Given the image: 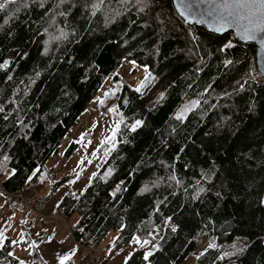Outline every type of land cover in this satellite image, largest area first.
Wrapping results in <instances>:
<instances>
[{
	"label": "trees",
	"instance_id": "obj_1",
	"mask_svg": "<svg viewBox=\"0 0 264 264\" xmlns=\"http://www.w3.org/2000/svg\"><path fill=\"white\" fill-rule=\"evenodd\" d=\"M58 3L25 0L0 10L2 186L23 193L49 180L48 194L34 199L39 212L70 178L57 181L48 162L104 81L118 84L114 72L134 61L151 76L148 88L121 84L114 148L90 183L57 207L65 219L78 215L74 240L89 248L118 230L116 244L139 237L156 245L148 261L144 247L125 264H181L201 238L216 236L220 244L244 242L222 262L264 264V85L237 61L254 49L184 24L172 0H148L143 11L105 0L95 15L98 0ZM186 101L193 107L177 119ZM76 149L70 144L65 157ZM9 253L5 239L0 264H21ZM219 257L209 248L197 262ZM33 260L45 264L37 252Z\"/></svg>",
	"mask_w": 264,
	"mask_h": 264
},
{
	"label": "rangeland",
	"instance_id": "obj_2",
	"mask_svg": "<svg viewBox=\"0 0 264 264\" xmlns=\"http://www.w3.org/2000/svg\"><path fill=\"white\" fill-rule=\"evenodd\" d=\"M114 74L119 78V83L115 84L112 81V76H109L104 81L80 115L77 124L62 140L58 147L57 155L47 164L51 167L49 169L56 173L57 181L63 180L64 177L70 178L65 179L47 201L44 207L46 215L42 211V213L39 212V215L43 214V218L46 221L50 220L49 214L53 213L65 193L81 191L90 183L109 152L114 148L113 133L117 127V122L121 120V114L114 105V97L121 84L125 83L134 89L140 88V92H145L149 82L152 80L146 68L139 67L128 61H123ZM141 82H143L142 87ZM192 107V102L186 101L177 113L180 115L182 110L187 108L186 111H183L184 114ZM113 108L115 111H109ZM72 143L77 145V149L70 157H65V152ZM42 181L38 185H31L33 190L38 188L37 190L41 191L37 198L47 195L50 189V181L46 180L45 185ZM26 195H30V193ZM11 208L10 202L0 197V233H3V242L6 238L9 239L10 252L24 264H37L33 260V253L37 252L39 254V252L35 250V243H33L31 238V230L36 229L37 220L34 218H37V215L34 212L17 214ZM55 216L57 222L56 235L59 234L60 229L69 234L70 228L78 221L77 214H73L66 219L58 212H56ZM37 229L43 228L37 226ZM118 234V230H112L98 245L89 247L92 251V262H90L89 254L87 253H83L82 259L87 264H125L130 255L138 248L145 247L146 251L156 249V245H153V243L150 242L142 246V244H137L134 238L126 244H116ZM154 237L152 235V238ZM55 240L56 238L53 239V241ZM243 246V241L220 244L216 236L204 237L199 240L197 248L184 260L183 264H188L193 262V260L196 262L198 257L209 248L219 250V256L226 258L230 253L238 254ZM86 259L89 260L86 261Z\"/></svg>",
	"mask_w": 264,
	"mask_h": 264
},
{
	"label": "snow or ice",
	"instance_id": "obj_3",
	"mask_svg": "<svg viewBox=\"0 0 264 264\" xmlns=\"http://www.w3.org/2000/svg\"><path fill=\"white\" fill-rule=\"evenodd\" d=\"M41 7L45 0H39ZM66 0H59V3L56 7H59L61 4H64ZM105 3V0H98V3L94 4L92 14L95 15L96 11L100 10V6ZM119 3L122 5H127L129 3H134L135 5L140 6V10L143 11L145 7L148 5V0H119ZM24 5L25 0H0V10L5 9L8 5ZM180 4L183 6L182 15H191V16H199L201 20L197 22H202L205 16L209 17L211 23L215 25V30L223 31L227 28H236L245 39L256 40L259 38L260 43L264 44V0H180ZM206 4L209 7L203 11H193L194 5ZM16 11H19L17 7ZM107 11V10H106ZM60 15H64L63 12L59 13ZM119 15V12L116 13ZM66 35V34H65ZM195 39V37H193ZM229 45H226L228 47ZM135 63L134 61L132 62ZM232 61H226V64H230ZM7 62L0 64V68H6ZM11 79V77H9ZM143 86V82H141V87ZM140 91V88L136 89ZM103 103V101H101ZM187 108L182 110L181 114L176 118L181 119L183 116V111H186ZM3 107H0V112H3ZM109 111H115V109H110ZM7 119V116L4 117ZM142 121L137 120L135 124L132 126V130L134 131L136 127H138ZM119 130V122H117V127L114 130L113 135H115V131ZM8 157L5 156L4 160H7ZM175 179V177H172ZM119 186H117L118 190ZM199 191L203 192L204 189L201 188ZM173 232L176 229L173 227L171 229ZM3 239V233H0V240ZM134 240L137 244H141V240L139 237H134ZM149 240H143L142 246L149 244ZM74 254V253H73ZM12 255V253H9ZM153 255L152 251H146L143 255V259L148 261L149 258ZM59 264H64L66 260L70 259L68 255H59ZM23 264V262H21Z\"/></svg>",
	"mask_w": 264,
	"mask_h": 264
},
{
	"label": "crops",
	"instance_id": "obj_4",
	"mask_svg": "<svg viewBox=\"0 0 264 264\" xmlns=\"http://www.w3.org/2000/svg\"><path fill=\"white\" fill-rule=\"evenodd\" d=\"M37 189L38 188L33 190V187L29 186V187L26 188L24 193H26V194L30 193L29 196H32L34 199H36L37 196L41 192V191H38ZM67 193H69V192H67ZM67 193H65V195ZM59 203H58V205H59ZM45 205H44V207H45ZM58 205L56 206V208L53 211V213L49 214L50 215L49 216V218H50L49 221H46V219L43 218V214L39 215V212L40 213L43 212V213H45L44 215H46V212H44V207L38 212V214H36L37 218H34L35 220L38 221V222L36 221V224H35L36 225V229L35 230H31V235H32L31 238L33 240V243H35V247H34L35 250L39 252V256H40V258L43 260V262L45 264H59V258L57 256V254H59L61 256L62 255L70 256L69 260L73 264H87L84 261V259H82L83 253L84 254L87 253V254H89L88 257L90 259V262H92V259H91L92 251H91V249L85 248V247H82L81 245H79L74 240V238L71 235L70 231H69V234H67L63 229H60L59 230V234L56 235L57 222H56V216L55 215H56V212H58V210H57ZM37 226L41 227L43 229H37ZM55 238H56V240L53 241V239H55ZM6 239H8V238H6ZM2 242H3V239L0 240V244ZM263 242H264V239H263ZM9 246H10V244H9ZM234 255H236V253H230L228 256H226V258L219 257V259H218V261L220 262L219 264H233L232 261H230L228 263H225L224 261L222 262V260L229 259V258L233 257ZM12 256H14V255H12ZM15 258H17V257H15ZM88 260L86 259V261H88ZM67 261L68 260H66L64 263H66ZM183 263H184V261H183ZM183 263H181V264H183ZM188 264H197V261L195 262L193 260V262H189Z\"/></svg>",
	"mask_w": 264,
	"mask_h": 264
},
{
	"label": "water",
	"instance_id": "obj_5",
	"mask_svg": "<svg viewBox=\"0 0 264 264\" xmlns=\"http://www.w3.org/2000/svg\"><path fill=\"white\" fill-rule=\"evenodd\" d=\"M187 2V0H186ZM173 8L179 18L184 22V24L188 26H196L204 29L210 34L223 36V35H230L236 42H238L241 45L252 47L255 51L256 61L257 65L260 69V71L263 74L264 78V44L260 43L259 38L256 40H249L245 39L243 35L236 29V28H227L223 31H217L215 30V25L211 23V20L209 17L205 16L203 18L202 22H197L198 20H201V17L199 16H191V15H182L183 6L180 4V0H172ZM209 5L206 4H199L193 6V11H199L203 12L205 11Z\"/></svg>",
	"mask_w": 264,
	"mask_h": 264
},
{
	"label": "built area",
	"instance_id": "obj_6",
	"mask_svg": "<svg viewBox=\"0 0 264 264\" xmlns=\"http://www.w3.org/2000/svg\"><path fill=\"white\" fill-rule=\"evenodd\" d=\"M238 62L245 63L247 69V75L253 83L256 85H264L263 74L260 71L255 52L252 53L250 51H245L240 53ZM0 196L9 198L11 200L12 210L17 214H23L25 212H34L38 214V212L34 209V199L23 193H9L0 182Z\"/></svg>",
	"mask_w": 264,
	"mask_h": 264
}]
</instances>
